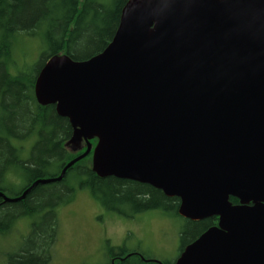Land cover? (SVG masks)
I'll return each instance as SVG.
<instances>
[{"label": "water", "instance_id": "1", "mask_svg": "<svg viewBox=\"0 0 264 264\" xmlns=\"http://www.w3.org/2000/svg\"><path fill=\"white\" fill-rule=\"evenodd\" d=\"M34 93L86 148L4 202L92 151L100 177L160 189L186 219L217 217L174 264H264V0H127L108 45L48 57Z\"/></svg>", "mask_w": 264, "mask_h": 264}, {"label": "trees", "instance_id": "2", "mask_svg": "<svg viewBox=\"0 0 264 264\" xmlns=\"http://www.w3.org/2000/svg\"><path fill=\"white\" fill-rule=\"evenodd\" d=\"M126 1L0 0V92L3 101V114L0 117V178H4L9 163L15 161L31 173V182L57 176L69 160L86 148L83 141L77 147L68 144L72 127L67 118L55 114L51 105L38 106L33 98V91L28 95L18 87L19 84L11 82L7 77L3 60L7 59L6 66L11 63V43L14 45L20 33L29 37L36 36L41 40V60L35 74L44 61L54 54H68L76 60L87 59L102 51L111 41ZM37 122L42 126L39 129L40 136L33 142L30 157L20 160L19 149L10 139L19 133L31 131ZM90 142L93 148L96 138ZM91 153L92 151L69 167L61 180L37 185L16 203L4 202L0 198V215L10 207H15L20 210V214H31L33 219L25 236L24 246L8 254L2 264H50L59 225L55 208L70 202L77 189L87 188L105 207L113 213L125 215L126 218L152 210L172 212L180 216L177 212L179 199L166 196L160 189L133 180L97 175L91 169ZM52 165H56V169L48 172L47 169ZM29 185L30 183L24 188ZM0 191L5 190L0 187ZM229 200L233 204L238 203L235 197H230ZM40 212L44 213L39 214ZM14 221L12 216L5 226L6 231L13 228ZM184 221L185 226L178 232L182 243L180 250L207 228L216 225L217 217L198 221L184 218ZM2 225L4 222L0 218L1 234L5 232ZM188 233H191L189 237ZM117 250L119 252L110 253V257L108 254L105 264H113V260L117 264H131L129 260L132 254L128 255L124 248ZM118 255L123 256L120 261L116 258ZM140 255L143 254L140 252ZM146 258L151 257L148 255L144 257ZM174 261L162 262L174 264ZM151 262L158 264L154 260H142L140 264Z\"/></svg>", "mask_w": 264, "mask_h": 264}, {"label": "rangeland", "instance_id": "3", "mask_svg": "<svg viewBox=\"0 0 264 264\" xmlns=\"http://www.w3.org/2000/svg\"><path fill=\"white\" fill-rule=\"evenodd\" d=\"M18 36L19 38L15 40L14 45L11 43L9 49L14 53L12 58L15 59L16 64L9 67L19 69L17 77L20 82L31 84L41 60V40L36 36L29 37L25 33H20ZM1 105L0 117L3 114ZM41 127L38 122L36 128L31 130V132H36L35 139H37L34 140V143L40 136L39 129ZM20 143L22 141L13 142V145L19 149V157L21 155L23 159L29 158L31 145H34L33 141L23 142L25 144L23 149L18 147L17 144ZM9 164L11 167H7L5 170L4 178H0V187L5 190L7 196L14 197L28 183H31L32 175L17 161ZM55 169L56 165H52L47 171L53 172ZM73 185L77 186L76 183ZM95 198L87 188L77 189L70 202L56 206L59 225L50 264H105L110 253L119 252L117 248H124L125 251L131 252L134 250L133 247H137L138 250L130 256L131 264H140L142 258L148 255L152 258L149 261L172 262L177 258L182 244L178 232L186 224L184 218L172 212L148 211L142 214L133 225L128 226L134 233L129 234L126 242L120 244L123 237V232L120 231L121 223L127 225L129 218L124 217L123 214L113 213ZM42 213L44 212L39 214ZM12 216L15 224L11 230L6 231L7 227L5 226ZM0 218L4 222L2 227L5 231L0 233V264H2L6 261L8 254L14 253L24 246V239L33 219L31 214H20V210L15 207L1 212ZM109 218L113 219L108 220ZM108 223L115 224V228L119 229L111 234L108 232L107 235L104 229ZM190 235L191 233H188L187 236ZM106 237L109 238L105 240ZM139 251L143 255H140ZM116 258L118 257L116 256Z\"/></svg>", "mask_w": 264, "mask_h": 264}, {"label": "flooded vegetation", "instance_id": "4", "mask_svg": "<svg viewBox=\"0 0 264 264\" xmlns=\"http://www.w3.org/2000/svg\"><path fill=\"white\" fill-rule=\"evenodd\" d=\"M12 56L14 55V53H10ZM9 55V54H8ZM46 61V60H45ZM44 61V62H45ZM3 62H4V72H5V74L7 75V77L11 80V82H14V83H16L17 85L19 84V86L18 87H21V89L23 90V91H26V93L28 94V95H30V92L31 91H33V98H34V100H35V102L37 103V105L38 106H40V107H46L47 105H51V106H53V111L55 112V114H57L58 115V113L56 112V108H55V105L54 104H45V105H43V104H40V103H38V101L36 100V97H35V93H34V82H35V79H36V76H37V74H38V72L35 74V78H34V81H33V83L32 84H25L24 82H20V80L18 79V77L17 76H19V69L18 68H11V67H9V66H14L15 64H16V61H15V59L14 58H12L11 59V65H9V66H6L7 65V59H6V62H5V59L3 60ZM44 64V63H43ZM42 64V65H43ZM42 67V66H41ZM40 70V69H39ZM10 77H13L12 79L10 78ZM31 85V86H30ZM31 88H32V90H31ZM32 93V92H31ZM3 103V101H2V94H1V92H0V104H2ZM32 112H33V110H32ZM58 116H60V115H58ZM38 123V122H37ZM37 123H35L36 125H37ZM36 125L32 128V129H34V128H36ZM35 137H36V132H31V131H28V132H22V133H19V134H17L15 137H13V138H11L10 139V141H12V142H14V141H22V143H20V144H17L18 145V147H20L21 149H23L24 147H25V144L23 143V142H28V141H33L34 142V140H36L35 139ZM15 138V139H14ZM14 139V140H13ZM33 145V144H32ZM32 145H31V148H32ZM19 159L20 160H25V159H23L22 157H21V155H20V157H19ZM7 167H11V165L9 164ZM25 189V188H24ZM23 189V190H24ZM22 190V191H23ZM22 191L20 192V194L22 193ZM20 194H18V195H20ZM144 214V213H143ZM142 214H139V215H136V216H134V217H131V218H129L128 219V224L127 225H125V224H123V223H121V225H122V227H121V230L120 231H122L123 232V237H122V242L120 243V244H122V243H125L126 242V239H128V237H129V234H131V233H134V231L131 229V228H129L128 226H131V225H133L139 218H140V216H141ZM113 219V218H112ZM111 218H109L108 220H112ZM119 221H120V219H119ZM196 221H198V220H196ZM217 224V223H216ZM116 226H115V224H113V223H108V224H106L105 225V232H106V234L109 232V234H111V233H113L114 231H116V230H118L119 228H115ZM108 235V234H107ZM109 237H106V239L105 240H107ZM185 247V246H184ZM183 247V248H184ZM133 249L134 250H132L131 252H127V254L129 255V254H132V253H135L136 252V250H138L137 249V247H133ZM183 250V249H182ZM182 250H180V252L182 251ZM180 252H179V254H180ZM178 254V255H179ZM118 257V260L120 261V259H122L123 258V256H121V255H118L117 256ZM149 259H152V258H146V259H144V258H142V260L143 261H146V260H149ZM112 263L113 264H117V262H115L114 260L112 261Z\"/></svg>", "mask_w": 264, "mask_h": 264}]
</instances>
